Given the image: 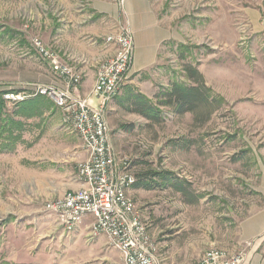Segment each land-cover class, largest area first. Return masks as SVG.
<instances>
[{
	"label": "rangeland",
	"instance_id": "obj_1",
	"mask_svg": "<svg viewBox=\"0 0 264 264\" xmlns=\"http://www.w3.org/2000/svg\"><path fill=\"white\" fill-rule=\"evenodd\" d=\"M150 1L167 39L158 49L156 62L140 72L132 70L130 81L108 107L112 149L119 167L129 161L134 174L151 165L190 183L185 194L167 186L136 193V197L129 194L150 231L173 236L184 229L200 232L218 225L227 235L262 206L264 28L257 31L254 25L259 13L264 19V0ZM62 6V0H0V97L8 112L2 116L24 125L16 130L21 133L16 149L0 154V264H123L121 251L106 236H93L87 224L66 232L60 218L46 211L51 200H33V186L23 179L12 183L9 177L17 166H38L25 158L33 146L44 144L48 149L70 133L77 137L49 98L52 105L32 116L15 113L19 102L38 97L26 90L28 85H47L39 81L40 74L57 80L36 51L35 40L79 65V47L69 51L63 42L60 46L56 42ZM186 62L196 65L208 86L225 100L205 126H194L190 114L175 116L164 109L162 122L150 127L144 118L125 111L120 102L128 87L153 99L173 81L186 82L182 69ZM13 93L27 98L5 97ZM24 174L23 168L17 176L24 178ZM9 196H22L29 205H14Z\"/></svg>",
	"mask_w": 264,
	"mask_h": 264
},
{
	"label": "built area",
	"instance_id": "obj_2",
	"mask_svg": "<svg viewBox=\"0 0 264 264\" xmlns=\"http://www.w3.org/2000/svg\"><path fill=\"white\" fill-rule=\"evenodd\" d=\"M106 42L114 45L115 54L100 64L90 95L81 97L76 92L84 74L41 40L34 41L36 51L55 71L57 82L30 84L26 90L51 99L62 110L64 124L79 137L87 152V159L78 166L81 188L49 201L45 208L60 218L68 233L91 218L88 226L91 234L106 236L121 251L123 264H162L158 245L129 195L136 175L131 162L126 161L120 167L117 164L106 118L113 99L131 79L134 33L130 27H120L106 37ZM5 97L13 101L27 98L14 93ZM91 97L97 99L95 105ZM244 260L243 252L231 255L226 250L210 248L190 264H242Z\"/></svg>",
	"mask_w": 264,
	"mask_h": 264
},
{
	"label": "crops",
	"instance_id": "obj_3",
	"mask_svg": "<svg viewBox=\"0 0 264 264\" xmlns=\"http://www.w3.org/2000/svg\"><path fill=\"white\" fill-rule=\"evenodd\" d=\"M62 4L63 19L58 17L56 21V36H58L56 42L58 46L63 42V47L69 51H77L79 47L81 54H79L80 61H77L79 65L73 62L70 64L84 74L83 83L76 92L81 97L90 95L100 64L115 54L114 45L106 42L108 35L120 27L132 29L135 40L133 72L151 67L158 58L160 45L167 39L152 10L150 0H62ZM254 28L257 31L264 28V19L261 20L260 13ZM60 31L63 34H60ZM61 35L63 38H60ZM39 81L44 84L57 82L53 81L48 73L40 74ZM91 103L95 105L97 99L91 97ZM59 141L62 143L50 146L48 149L44 144H39L27 152L26 160L31 165L38 166L36 168L24 166V178L17 176L22 173L21 167L17 166L13 172H9L12 183L23 179L26 185L33 186L35 195L32 199L35 201L41 200L45 203L81 188V183L77 179V167L79 162L87 158V153L78 136L72 133L66 137V140ZM259 187L262 189L261 208L252 210L237 224L234 231L227 235L218 225H215L214 229L211 226L212 230L204 228L200 232H188L184 229L183 232H174L173 236L172 234L158 236L148 229L159 246L163 264H190L197 261L210 248L223 249L231 255L243 252L245 260L242 264H264V174ZM144 191L146 190L133 187L129 194L133 193L136 197V193ZM9 198L14 205H29L27 199L22 196H9ZM90 222L91 218H87L83 224H87L88 228ZM152 222L156 225L159 220L156 217ZM225 238L228 240L226 241ZM162 248H164L163 254L160 252Z\"/></svg>",
	"mask_w": 264,
	"mask_h": 264
},
{
	"label": "trees",
	"instance_id": "obj_4",
	"mask_svg": "<svg viewBox=\"0 0 264 264\" xmlns=\"http://www.w3.org/2000/svg\"><path fill=\"white\" fill-rule=\"evenodd\" d=\"M181 58L186 59L184 56ZM182 69L186 82L173 81L167 89L155 95L153 99L140 92L136 93L128 87L124 100L120 104L127 113L147 120L150 127L162 122L164 109L170 110L175 116L190 114L194 126H205L214 113L223 107L225 100L208 86L204 74L196 65L186 62L182 65ZM17 105L18 109L15 113L29 117L52 103L46 97L38 96L32 101H22ZM6 109V104L0 97V154L16 149L17 141L21 138V133H16V130L23 125L21 121L11 116L3 117ZM5 113L8 115L7 111ZM190 144L193 145V141H190ZM135 175L136 182L133 187L138 189L155 190L160 186H167L185 194L186 188L190 186L186 179L169 171L151 168V165L141 169ZM191 198L198 199V196L192 195Z\"/></svg>",
	"mask_w": 264,
	"mask_h": 264
}]
</instances>
